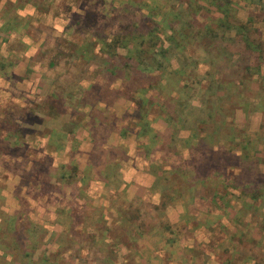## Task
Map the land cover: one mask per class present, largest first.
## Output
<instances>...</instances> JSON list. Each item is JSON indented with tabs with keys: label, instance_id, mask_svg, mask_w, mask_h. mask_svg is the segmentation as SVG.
I'll use <instances>...</instances> for the list:
<instances>
[{
	"label": "rangeland",
	"instance_id": "1",
	"mask_svg": "<svg viewBox=\"0 0 264 264\" xmlns=\"http://www.w3.org/2000/svg\"><path fill=\"white\" fill-rule=\"evenodd\" d=\"M78 1L79 8H77ZM227 1L226 6L217 10L215 5L224 3L223 0H214V4L210 0H14V3H9L7 0L0 10V40L8 37L7 31L10 28L16 30L13 31L15 36L0 46V51L4 53L10 49L21 51L22 32L35 42L44 31L48 34L47 47L43 49L45 56L49 55L50 49L57 45L65 50H73L81 44L97 48L94 57L87 58L85 54L84 57L79 58L80 71L72 70L70 74L72 82L73 77L83 78L86 72L84 67L90 63L93 64L90 78L93 81L97 79L98 71H102L101 68L110 76L107 77V82H111V78L115 76L123 75L124 79L128 78L126 81L129 85L122 91L129 93L137 88V93L154 95L153 98L156 100L148 107V113L158 114L161 117L165 116V112L171 111L174 117L178 118L184 104L198 106L204 101L206 105L204 110L194 112V117L185 115L184 119L191 121L188 123L189 127L186 124L182 127L181 122L180 124L177 122L179 124L177 135L179 130L184 129L189 137L184 136L183 139H179L180 137L176 135L177 145L174 148L177 147L180 154L187 146L193 148L191 151L195 162L201 164L194 166V169L202 172L201 175L207 174L203 183L191 179L195 174L194 169H190L193 171L188 174L192 186H202L205 189L204 195L197 202L204 205L207 212H216V206L220 209L231 206L226 214L231 218V227L226 226V228L230 231L234 228V234L229 235V238L234 244L236 243L232 247L236 261L238 260L239 264H264V0ZM28 2L39 7L37 15L30 19L16 20L15 9ZM47 11L68 18V21L56 23L60 27L66 25V36L60 38L51 36L48 21H43L40 17ZM221 20H224V25ZM6 23H9L8 28ZM245 26L258 47L255 51L246 50L239 38L240 45L235 41L241 33H244L241 29ZM171 33H174L173 39L169 40ZM144 36L147 38L140 40ZM130 37L134 38L130 39ZM127 39L133 41L127 42L125 41ZM125 42L127 46L121 47ZM165 44H168V47ZM151 45H155V51L158 48L166 50L165 68L152 73L139 74L137 63L140 56L136 58V50H146ZM117 47L120 49L119 53H116ZM68 54L69 57L73 56V53ZM224 54H229L234 64L230 65L226 62ZM118 85H113V88H117ZM83 86L86 87L87 82ZM96 88L93 87L94 92L102 91V94H107L106 90ZM81 89L82 85L76 87L74 84H65L62 90L67 99L57 101L56 105L51 103L41 105L42 102L34 105H38L42 111L49 114L62 112L65 107H72L74 108L72 112L75 113L73 128L82 123L90 125L93 122L92 118H101V113L96 109L93 117L89 118V123L88 119L84 120L83 115L79 113L82 112L84 101L77 100L81 95ZM71 93L74 94L72 100H70ZM6 108L4 104L0 107L3 115L0 117V125L20 132L12 116H5ZM187 109L189 108L185 107L184 111ZM14 111L17 114V111ZM110 114L106 113L103 116L111 120ZM166 117H170L168 113ZM71 128L69 127V130ZM190 128L205 129V133H211V136L201 139L205 133L198 132L197 129L191 131ZM214 129V133L210 132ZM84 130L86 131V129L81 131ZM81 131L76 135L81 134ZM95 133L96 145H98L104 136L101 132ZM195 133L199 137H194ZM16 134L20 137L19 133ZM73 138L75 137L72 133L69 136L71 143L74 142ZM54 140L57 141L49 146L46 145L44 151L40 152V156H43L40 172L44 176L41 175V185L33 186L30 193L33 201L31 208L36 210L37 214L28 215L25 214L26 212H21L23 216L20 217L23 220L15 221L21 223V231H24L25 227L32 230L31 237L37 241L27 245V252L32 253V257L23 258L20 249L12 242L16 240L8 236L0 240L3 246L9 244L6 247L9 255L3 258L1 251L0 264H36L38 262L35 258L38 261L47 258L49 261L47 264H106L108 261L102 260L103 255H113L116 251L114 244L109 246L104 242L108 233L118 239L127 238L134 231L148 234L152 231L150 228L154 222L162 221V216L158 212L153 213L146 209L147 211L139 213L141 208L137 204L132 207L139 209L138 212L128 208L129 213H121V218L124 219L121 225L116 224L110 229L104 224L105 220L102 219L104 214L100 208V211L91 210L93 213L85 214L88 204L91 203L85 194L87 192L95 196L100 194V197H97L100 199L101 190L105 189L103 182H97L95 179L89 181L90 177L97 175L94 166L90 171L85 170L83 176L86 178L79 188L73 185L75 165L67 167L66 170H61L64 169L63 167L59 168L55 175L48 173L46 161L49 157L57 159L51 151L62 145L63 138ZM3 141H1L2 148L6 146ZM244 145L246 149H241ZM239 150H242V154H238ZM20 151L22 152L23 149ZM58 151L62 152L61 160L66 161L68 150L60 148ZM99 151L93 154V160L101 164L102 149ZM27 154L28 156L24 158L31 159L38 155L36 151L30 152V150ZM122 155L121 149L110 151L108 154L109 158H119ZM239 156L246 159L243 160ZM181 166L171 171L173 174L179 172L169 180L173 186H181V177H179ZM68 172L71 176L65 181L54 182V179ZM246 175L253 181L250 188L246 187L243 181ZM99 176L106 175L99 173ZM258 178L260 181L257 180ZM78 196L84 198L82 205L75 198ZM92 199L96 200L94 197ZM27 209L29 207L25 210ZM204 214L206 217L207 214ZM6 222L10 223L7 220ZM41 222L46 224V230H49L50 223L58 225L60 232L56 241L51 239L53 244H50L49 239L45 242L46 231L42 228ZM136 224L139 229L135 228ZM217 224L215 230L218 234L223 231L225 234L228 233V229L227 231L219 226V223ZM215 247L221 256L228 255L224 251L228 246Z\"/></svg>",
	"mask_w": 264,
	"mask_h": 264
},
{
	"label": "crops",
	"instance_id": "2",
	"mask_svg": "<svg viewBox=\"0 0 264 264\" xmlns=\"http://www.w3.org/2000/svg\"><path fill=\"white\" fill-rule=\"evenodd\" d=\"M5 2L7 0H0V10ZM9 3H14V0H9ZM79 4L78 1L77 8H79ZM37 9L39 10V7L37 8L34 3L28 2L17 7L14 13L21 20H25L32 16L35 17ZM40 17L43 21H48L51 36L60 38L67 35L65 33L66 25L60 27L59 24H56L60 21H68L66 16L63 18L62 14H52L51 11H47ZM15 30L16 28L14 30L10 28L7 31L8 37L5 40H0V46L15 36L13 33ZM172 35L174 33H171ZM47 36L48 34L42 31L39 38L34 42L22 32L20 41L23 49L21 51L14 49H10L6 53L0 51V57L5 60L6 66L5 69L0 70V107L2 104L7 107L5 116L11 115L16 128L20 129V132H16L14 129L0 125V222L3 214L16 215L20 213L18 214L19 218L15 216L17 217L16 220L19 221L23 220L20 217L23 216L21 212H26L25 214L28 215L37 214L36 210L31 208L33 201L30 193L33 186L41 185L40 178L41 175L44 176L40 172V167L43 165V159H41L43 156H40V152H42L41 150L44 151L46 145L49 146L57 141L54 139L61 137L63 138L62 145L60 144L57 149L51 151L57 156V159L54 157L47 159L48 168L46 171L55 175L59 168L65 167L66 170L67 167L75 165L76 173L73 185L79 188L85 180L82 178L85 170L90 171L94 166L97 175L90 177L89 181L92 182L94 179L97 182L102 181L105 187L101 190L100 199L97 198L100 197V194L96 196L89 192L85 194L91 202L88 204L85 214L92 212L91 210L94 212L101 210L104 214L102 219L105 220L104 224L107 229L113 228L116 224L120 226L124 220L121 218V213H129L127 212L128 208L134 210L135 208L132 206L136 204L141 208L138 209L139 213L148 209L153 213L158 212L162 216V221L154 222L150 228L152 231L148 234L134 231L127 238L118 239L108 233L104 242L109 246L114 244L116 254L103 255L102 260L108 261L106 264H239L232 252V247L236 243L234 244L229 238L233 236L234 228L231 229L233 232L226 228V226L231 227V218L226 215L231 206L221 209L216 206V212H207L204 205L197 202L204 195L205 189L202 186H192L191 180L188 178L189 172L192 173L193 171L190 169L201 165L195 162L193 151H191L193 148L187 146L182 154L178 152L177 147L174 148L175 152L169 149L162 151L155 144L150 145L149 138L139 132V118H135V113L139 110L138 103L143 106L144 120L152 131L158 134L167 132V120L169 118L166 117V113L170 117H174V114L167 111L165 116L161 117L158 114L148 113L149 105L147 103L150 101L153 104L156 98H153L154 95L149 93H137V88L129 93L122 91V89L126 90L129 85L126 81L128 78L124 79L123 75L115 76L111 78V82H107V77L110 76L104 73L103 68H101L102 71L99 70L97 73V79L91 80L92 63L85 65L86 72L83 78L73 77L72 82L70 78L72 70L80 71L79 58L84 57L85 54H87V58L89 56L94 57L97 48L81 44L73 50H65V48L57 45L50 49L49 55L45 56L43 49L47 47ZM144 37H141L140 40H143ZM133 38L130 37V39ZM170 38L168 39L170 40ZM130 39L125 41L132 42L133 40ZM127 42L121 47L125 48ZM165 46L168 47V44ZM119 51L120 49L117 47L116 53ZM68 53H73V56L69 57ZM85 82H87L86 87L83 86ZM65 84H74L76 87L82 85V92L77 100L84 101L82 112H79L83 115L84 120L87 121L88 119L89 123V118L93 117L96 109L97 111L100 110L101 118L98 117L97 120L92 118L93 122L88 124L89 126L82 123L75 126L74 129L75 113L72 112L74 108L65 107L62 112L49 114L42 111L38 105H34V103L39 104V102H42L41 105L45 103L56 105L57 101L61 102L67 99L62 90V86ZM115 84H119L117 88H113ZM94 86L97 87V90H106L107 94H102V91L94 92ZM72 93L70 100L73 99L74 94ZM14 110L17 111V114ZM106 113H111V120L103 116ZM1 116L3 115L0 111ZM21 116H26V122L21 120ZM28 117H33V121L28 122ZM94 122L103 126L110 124L113 128L105 131L104 137L98 145H96L97 139L93 138L92 134ZM69 127L73 129L69 130ZM82 129H86V131H81ZM78 131H81V134L76 135ZM178 132L177 137H180L179 139H183L184 136L189 137L184 129ZM16 133H19L20 137ZM72 133L75 137L73 138L75 143L69 141V136ZM1 141L6 143L4 148L1 146ZM45 141L46 143H44ZM171 145L174 147L177 144ZM94 146L103 151L100 166L93 160V154L90 153ZM60 148L68 150L66 161L61 160L62 152L58 151ZM20 149L23 151L21 152ZM116 149L122 150V157L109 158V152ZM29 150L30 152L36 151L38 155L33 156L32 154L31 159L24 158L26 155L28 156ZM240 153L242 150H239L238 154ZM179 165H182L181 176H179L181 177V186L177 187L173 186L169 180L173 175H178L177 170L178 173L176 174L171 171ZM113 166L116 167L117 174L111 177L110 169ZM194 170L195 174L191 179H197L198 182L203 183L207 174L201 175L202 172L196 171L198 169ZM99 173L100 175L104 173L106 176H99ZM70 176L71 173L68 172L54 179V182L65 181ZM92 197L96 200H93ZM75 198L82 205L84 198L82 197V199L80 196ZM33 200L35 201V199ZM26 206L29 209L25 210ZM138 210L135 209L137 212ZM204 213L207 214L206 217ZM39 216L41 215L39 214ZM88 218L90 217L88 216ZM217 223L223 229H228L229 234H225V231L218 234L215 230ZM45 225L43 222L42 228L46 231L45 242L49 239L50 244H53L51 239L56 241L60 229L57 228L56 223H50L48 225L49 230L45 229ZM135 228L139 229L140 227H137L136 224ZM217 245L228 246L224 250L228 255L221 256L216 251L215 246Z\"/></svg>",
	"mask_w": 264,
	"mask_h": 264
},
{
	"label": "trees",
	"instance_id": "3",
	"mask_svg": "<svg viewBox=\"0 0 264 264\" xmlns=\"http://www.w3.org/2000/svg\"><path fill=\"white\" fill-rule=\"evenodd\" d=\"M223 1H224V3L215 5L217 10H220V9H222V7L226 6L228 1L227 0H223ZM210 2L214 4V0H210ZM223 13H224V10H223ZM225 14H226V12H225ZM14 17H15L16 20H18V19L21 20L19 17H17V15H15ZM223 21L224 20H221V23H223V25H224ZM8 26H9V23H6V28H8ZM241 30H243L244 33H241L240 36L238 35L239 37H237L235 39L237 44L240 45V42L238 41V38H239L241 43L244 44V48L246 50L251 52L252 50L255 51V48L258 49V47L255 45V42L251 39V36L249 35V29H247V27L245 26ZM146 38L147 37H144V39H146ZM170 39L171 40L173 39V35L171 36ZM138 51H139V49L136 50V55L135 56H136V58H138L140 56L138 58L139 61L137 63L138 66H139V72H138L139 74H141L142 72H152V71H157V70H164L165 65H166V59H167V57L165 56V51H166L165 49L158 48L155 51V45H151L146 50H140L139 52ZM152 51H153V55L151 56V52ZM135 56H134V58H135ZM223 56L225 57L226 62H229L230 65L234 64V63H232L234 61L232 60V57L229 54H224ZM5 67H6L5 66V60L3 59V57H0V70L5 69ZM147 104L150 106L151 105L150 101ZM180 105H182V103H180ZM138 106H139V110L135 113V118H137V119L139 118L141 120V122H140V120L138 119V122H139V126L138 127H140L139 132L141 134H143V135H146L149 138L150 145L155 144V146H157L162 151H166L167 149H169L172 152L174 151V147H172L171 144H175V138H176V135H177V128L179 127L180 122H181L182 127H185V124L188 125V127H189L188 123L191 122L190 120L184 119L185 115L187 117L189 115L194 117V115H193L194 112L202 111L206 107L204 101L200 102V105H198V106H193V105H190L189 103L188 104H184L183 105L184 107L181 110V114L182 115L180 114L178 118L169 117V120H167L168 121L167 122V132L165 134H158L157 132L156 133L153 132L152 129L148 126V123H146V121L144 120V116H143V113H142L143 106H141L140 103H138ZM185 107L189 108V109L184 111ZM189 113H191V114H189ZM210 113H211V111L209 112V115H210ZM25 119H26V116H21V120L23 122H26ZM34 119L36 120V118H34ZM94 120H97V119L95 118ZM27 121L28 122H32L33 121V117H28ZM177 122L179 124H177ZM111 129H113V128H112V126L110 124H107V125L103 126L102 124L94 122L93 131H92L93 138L94 137L97 138L96 135H94L95 132L96 133L101 132V134L103 136L106 130H111ZM196 129L197 128H190L191 131H195ZM197 131L198 132L202 131L203 133L206 132L205 129H202V130L201 129H197ZM210 132L214 133L215 129L210 131ZM228 135L230 136V132H229ZM193 136L196 137V138L199 137L196 133ZM208 136H211V133H205L204 137H202L201 139H203L205 137H208ZM245 145L248 147L247 144H245ZM245 145L241 149H246ZM99 149H101V148H98V147L94 146L93 150L90 151L91 155L94 154L95 152H98ZM101 153H103V151H101ZM239 157H242L243 160L246 159V157H243V156H239ZM93 158H94V156H93ZM100 165L101 164L99 163L98 166H100ZM63 170H65V167H64ZM250 170H251V168H250ZM74 172H76V168L73 171V178H74V175H75ZM116 174H117L116 173V167L115 166H113V168L111 167L110 176L114 177ZM62 175L63 174H61V176ZM244 177H246L245 179H243V181L245 183V186L250 188V186L252 185L253 181L250 180V178L247 175L244 176ZM82 178L84 180L86 177L84 176ZM257 180H259V178ZM18 214H20V213H17L16 215L15 214L14 215L3 214L1 222H0V240H4L5 238H8V236L10 238L13 237L16 241H12V242L15 245L16 248L20 249L21 256L23 258H25V257L30 258V257H32L31 256L32 253H28L27 252V248H28L27 245L28 244L30 245L32 242H37V241L33 240V238L31 237L32 236V230L29 227H27L28 229H26V227H25L24 231H21V228H22L21 223L15 222L17 217H18ZM15 216H17V217H15ZM6 220L9 221L10 223H7ZM8 245H4L3 246V244L0 243V251L3 252V255H2L3 258L5 257L6 254H8L6 252V247ZM37 262L38 263H36V264H47L49 261H48L47 258H41L40 261L37 260Z\"/></svg>",
	"mask_w": 264,
	"mask_h": 264
}]
</instances>
